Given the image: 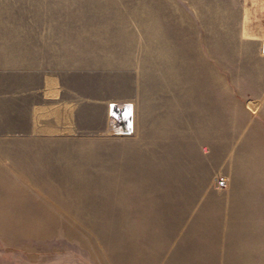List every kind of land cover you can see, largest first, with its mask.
<instances>
[{"label": "rangeland", "instance_id": "obj_1", "mask_svg": "<svg viewBox=\"0 0 264 264\" xmlns=\"http://www.w3.org/2000/svg\"><path fill=\"white\" fill-rule=\"evenodd\" d=\"M0 264H264V0H0Z\"/></svg>", "mask_w": 264, "mask_h": 264}, {"label": "bare ground", "instance_id": "obj_2", "mask_svg": "<svg viewBox=\"0 0 264 264\" xmlns=\"http://www.w3.org/2000/svg\"><path fill=\"white\" fill-rule=\"evenodd\" d=\"M112 101L109 100V103L107 104L109 121H113L111 122L112 125L110 124V127H114V129L112 128L113 130H118L124 135L131 134L132 129H134L135 127L134 113L131 116V111H133L132 107H134V103L129 100H125L123 102L121 101L120 103H113Z\"/></svg>", "mask_w": 264, "mask_h": 264}]
</instances>
